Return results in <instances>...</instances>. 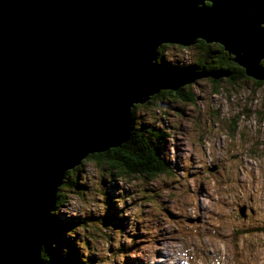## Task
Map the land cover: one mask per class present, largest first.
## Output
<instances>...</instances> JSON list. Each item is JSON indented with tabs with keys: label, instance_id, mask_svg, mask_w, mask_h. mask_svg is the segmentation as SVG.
Wrapping results in <instances>:
<instances>
[{
	"label": "water",
	"instance_id": "water-1",
	"mask_svg": "<svg viewBox=\"0 0 264 264\" xmlns=\"http://www.w3.org/2000/svg\"><path fill=\"white\" fill-rule=\"evenodd\" d=\"M197 3L0 0V264H41L56 188L58 198L70 169L128 141L130 103L229 75L158 64L162 44L219 43L264 81V0Z\"/></svg>",
	"mask_w": 264,
	"mask_h": 264
},
{
	"label": "clouds",
	"instance_id": "clouds-1",
	"mask_svg": "<svg viewBox=\"0 0 264 264\" xmlns=\"http://www.w3.org/2000/svg\"><path fill=\"white\" fill-rule=\"evenodd\" d=\"M196 6L206 7L204 0H198ZM258 27L264 30V21L259 22ZM155 55L154 51L152 63ZM167 59L171 61L172 57ZM170 65L189 68L180 61ZM258 67L264 69V56L259 58ZM237 88L235 93L231 86L227 92L221 88L219 98L213 100L216 93L210 88L196 89L193 85L191 89L182 90L186 99L175 111L164 96H151L156 90L140 99L146 101L147 106L129 111L134 102L130 103L128 134L142 124L156 126L162 142L154 146L173 174L151 180L138 175L125 181L126 187L135 189L134 195L128 198L129 203L132 200L137 203L125 212L130 220L123 227L101 228L87 234L89 238L95 237L91 245L95 256H90L83 246L84 234L75 231L74 226L67 230L65 236L72 240L80 254L79 264H90V258L97 264H129V261L135 264H230L233 258L226 260L222 251L213 247L217 240L235 246V260L239 264H264V86L257 89L249 84L245 89L242 80H238ZM197 95L203 99H197ZM180 111L184 114H178ZM257 111L261 113L259 122ZM230 118L238 123L234 140L224 139L233 133ZM249 159H255L256 163L249 164ZM164 179L168 181L167 192ZM175 180L179 182L173 184ZM149 186L155 191L147 195L156 203L151 208H142L140 197L146 195L143 189ZM88 189L82 193L66 192L63 206L53 207L50 214L64 213L79 220L90 211L102 215L104 197L98 182L88 181ZM56 191L57 188L54 205ZM163 200L169 203L162 204ZM157 205L177 214L174 224L165 221ZM123 208L122 201L112 205L117 214ZM138 221L149 235L147 247H137L133 259L125 236L137 231ZM51 247L55 248L56 244ZM67 251V248L62 249L61 255H66ZM39 259L41 264H50L44 245L40 247Z\"/></svg>",
	"mask_w": 264,
	"mask_h": 264
},
{
	"label": "rangeland",
	"instance_id": "rangeland-1",
	"mask_svg": "<svg viewBox=\"0 0 264 264\" xmlns=\"http://www.w3.org/2000/svg\"><path fill=\"white\" fill-rule=\"evenodd\" d=\"M195 44V43H194ZM200 49L194 47V45L191 46H183L180 48L177 45L173 46H167L166 47V52L164 54V59L168 63H174L176 61H180L182 63H186L188 65H191V63L194 62V58L196 55L199 53ZM172 57V60L169 61L167 58ZM219 83L217 87L212 85L211 81L209 78H201V79H196L193 81L191 84L183 85L182 89H191L192 86L194 85L196 89H205V88H210L211 92L216 93L215 96H212L213 100H216L219 98L220 94V89L223 88L225 92H227L228 87L231 86L233 93L237 92L239 89L237 88V83L230 82L229 80H226V76H223L222 78H219ZM259 81V80H256ZM243 86L245 89L248 88L249 84L254 85L255 88L260 89L261 86H264V84L258 85L255 82V79H249V80H242ZM172 91L170 90H164L153 95V98H159L160 96H164L168 103L170 105H173V110H177L178 106L182 104L185 99H181L177 97L174 93H170ZM191 96V95H190ZM197 99H203L202 96L197 95ZM147 106V102L144 103H138L132 107V109H140L141 107ZM248 110L245 109V112ZM178 114L183 115L184 113L182 111L178 112ZM257 122H259V118H261V113L257 111L256 113ZM247 119V117H245ZM146 128L147 127H152L155 131L160 130L153 125H148V124H142ZM140 125V126H142ZM229 127L233 130V133L230 137H224V139H235V129L238 127V123L236 119H229ZM112 149V148H111ZM109 151V150H108ZM107 152V151H105ZM104 153V152H102ZM93 154H100V153H92ZM112 154V153H111ZM108 156V155H107ZM107 156H95L92 158L86 157L85 159L82 160V162L79 165H76L74 167V173L72 175L68 176V173L70 170L66 173V177L68 179L69 184L65 185H60L59 187V192L61 195V201L60 205L57 207H62L64 203V196L66 192L73 191L77 193H82L84 191H88V181L90 180H96L100 186V191L103 194L104 197V202H103V214L98 215L95 212H89L86 217L82 219H78L76 217H69L64 213H57L56 215H51V219L56 220L59 224L61 225H71V227L74 226V230L84 234L82 243L85 248L89 250V255L90 256H95L96 253L91 247L93 244V241L95 237L89 238L87 235L90 232H98L101 228H107V227H123L125 224L128 223L130 220V216L126 215L125 212L129 210V208L134 207V205L137 203L136 200H132L131 204L129 203V197L134 195V187H126L125 186V181H127L129 178L135 179L137 178L134 176H129V177H122L119 175H116L115 172L111 171V168L109 167V160L107 159ZM249 164H255L256 161L255 159H249L248 160ZM169 165V164H168ZM171 168V167H170ZM72 170V169H71ZM89 173L88 175H85V173ZM173 174L172 168L170 169L169 172L165 174L158 175L156 177H169ZM142 177V176H141ZM154 177V178H156ZM64 178V180H65ZM144 180H151L154 178H145L142 177ZM83 181V183H82ZM178 180L172 181L173 184L178 183ZM163 184L165 185V192H167V185L168 181L167 179L163 180ZM154 188L149 186L148 188H144L143 192L146 194L145 196L140 197V202H141V207L142 208H151L156 201L152 198H150L149 195L152 192H154ZM174 191V189H173ZM122 201L124 204V208L120 210L119 214L115 213L112 209V205L115 202ZM207 202V201H206ZM168 200H163L162 204H168ZM160 207V210L164 214V219L165 221L171 225L174 224L177 218V214L173 212L170 208H164L161 205H157ZM254 211V210H253ZM117 214V218H113L114 215ZM141 215H144L142 212ZM242 216L244 215L241 214ZM190 219V218H189ZM196 220L198 221L199 218L197 217ZM118 223V224H117ZM69 228V229H70ZM67 229V230H69ZM67 230L59 231L58 234H56V238L58 239L59 242L62 243H69V246L75 248L73 246L72 240L68 239L65 236V233ZM175 231V229H173ZM149 233L144 231L140 227V222H137V231L132 234V235H126L125 236V243L128 245L130 248V256L131 258L135 259V252L137 247L139 248H146L147 244V238H148ZM54 242L56 240L54 239ZM213 247L219 251H222L223 255L225 256V259L228 260L229 257H232L233 259L230 261V264H239L238 261L235 260V251L234 245H229L226 241L224 240H217L213 243ZM59 248V247H58ZM67 248V245L63 247ZM109 251H111V246L109 248ZM78 252V251H77ZM79 253V252H78ZM80 254H78L79 257ZM94 258H90V264H97V261H92ZM129 264H135L134 261H129Z\"/></svg>",
	"mask_w": 264,
	"mask_h": 264
},
{
	"label": "trees",
	"instance_id": "trees-1",
	"mask_svg": "<svg viewBox=\"0 0 264 264\" xmlns=\"http://www.w3.org/2000/svg\"><path fill=\"white\" fill-rule=\"evenodd\" d=\"M209 4V3H208ZM175 44H162L158 48L156 62L158 64H166L168 62L164 59L167 46ZM194 47L200 49L199 53L194 58L192 65L205 69L207 72L222 71L227 72L229 75L226 80L237 83L238 80L252 79L246 75L245 69L233 61V56L228 53L225 48L219 43H207L203 39L196 40ZM180 48L183 46L177 45ZM171 64V63H170ZM212 85L217 87L219 79L209 78ZM258 85L264 84V81H256ZM182 87L173 92L177 97L186 99ZM164 92V91H163ZM191 98L190 94L187 96ZM160 132L155 131L152 127H145L144 125L136 127L135 131L131 133L127 142L123 143L120 147L112 148L107 152L100 154L89 155L88 158L99 156H107L109 160V167L116 175L122 177L129 176H142L145 178H154L158 175L165 174L170 171V166L166 163L161 156L157 153L156 147L159 146ZM155 145V146H154ZM112 153V154H111ZM74 173V169L70 170L68 176ZM69 184L68 179L65 178L63 185ZM60 190V189H59ZM61 195L58 192V198L55 207L60 205ZM120 216V214H119ZM113 218H117V214ZM52 221V234L44 242L47 247L48 255L50 257V264H79L78 252L75 248L69 246V243L59 242L55 237L59 231L67 230L71 225H61L56 220ZM118 224V223H117ZM65 233V232H64ZM54 239L56 242H54ZM55 243L56 247L52 248L51 245ZM67 245V254L61 255V250ZM59 247V248H58Z\"/></svg>",
	"mask_w": 264,
	"mask_h": 264
},
{
	"label": "flooded vegetation",
	"instance_id": "flooded-vegetation-1",
	"mask_svg": "<svg viewBox=\"0 0 264 264\" xmlns=\"http://www.w3.org/2000/svg\"><path fill=\"white\" fill-rule=\"evenodd\" d=\"M173 92H175V91H172V92H170V93H173Z\"/></svg>",
	"mask_w": 264,
	"mask_h": 264
},
{
	"label": "bare ground",
	"instance_id": "bare-ground-1",
	"mask_svg": "<svg viewBox=\"0 0 264 264\" xmlns=\"http://www.w3.org/2000/svg\"><path fill=\"white\" fill-rule=\"evenodd\" d=\"M71 170V169H70Z\"/></svg>",
	"mask_w": 264,
	"mask_h": 264
}]
</instances>
